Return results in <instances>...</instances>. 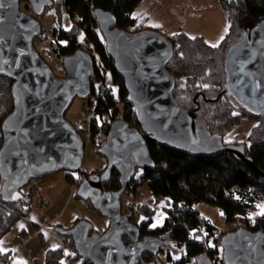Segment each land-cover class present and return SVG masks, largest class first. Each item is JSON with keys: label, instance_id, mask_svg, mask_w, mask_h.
<instances>
[{"label": "water", "instance_id": "obj_1", "mask_svg": "<svg viewBox=\"0 0 264 264\" xmlns=\"http://www.w3.org/2000/svg\"><path fill=\"white\" fill-rule=\"evenodd\" d=\"M25 1L35 15H42L52 3ZM20 2L0 0V75L14 80V109L1 126L0 195L8 203L26 200L22 188L32 179L62 170H82L86 143L65 114L76 97L89 96L94 74L92 57L78 50L63 59L66 76L57 77L34 46L42 25L20 9ZM94 16L115 68L124 78L141 130L124 120L114 121L108 141L100 149L107 167L85 177L76 192L110 221L108 230L102 235L92 233V224L80 220L58 232L71 236L78 255L92 264H164L147 262L142 254L157 255L166 243L154 236L140 239L138 226L122 214V196L136 169L154 168L145 135L159 145L194 157L229 152L243 162L250 159L240 147L225 145L220 136H211L194 112L188 113L176 103L174 80L165 70L173 51L164 35L148 31L130 36L116 27L112 13L96 9ZM224 67V87L214 101L231 95L241 106L262 113L264 23L243 28L241 38L226 52ZM113 170L120 174L121 189L108 191L104 185ZM220 246L223 264H264L261 231H229L221 237ZM197 264L212 262L204 258Z\"/></svg>", "mask_w": 264, "mask_h": 264}, {"label": "trees", "instance_id": "obj_2", "mask_svg": "<svg viewBox=\"0 0 264 264\" xmlns=\"http://www.w3.org/2000/svg\"><path fill=\"white\" fill-rule=\"evenodd\" d=\"M22 1L28 5L25 0ZM143 1L52 0L51 5L44 8L42 15H35L32 8L31 14L24 11L20 2V9L37 20L41 16H46L49 11L55 16L58 27L53 31L52 37L46 38L43 33L40 36L42 40L50 41V47L43 49L44 55L35 47L51 68L46 57H55L63 62L65 57L78 50H84L92 57L94 74L90 79V94L83 99H89L92 105L93 115L89 123L90 139L93 145H100V149L108 141L114 121L124 120L130 127L139 130L141 126L125 87L124 78L116 70L114 60L108 53L94 11L101 9L112 13L116 19V27L130 36L148 31L161 34L160 26L151 25L149 16L137 12ZM218 2L225 11L229 26L220 42L213 47L204 36H190L181 29L165 36L173 51L165 70L174 80L172 95L176 103L186 112H194L211 136H220L225 145L240 147L250 162H243L229 152L207 157L190 156L159 145L145 135L154 168L145 170L137 168L136 175L129 182L124 193L136 195L139 188L145 185L152 204L162 206L165 220L161 226L151 228L156 211L153 205L147 203H138L135 207H131L132 212L126 214L122 211V214L127 215L129 220L138 226L140 239L154 236L166 243L157 255L142 254L147 262L197 264L205 258L212 264H223V248L220 246V240L213 239L215 227L193 207L198 202L218 207L223 213L222 218L226 226L240 223L241 228L264 233V215L257 213V206L264 200L262 174L264 172V111L259 114L254 113L241 106L231 95H223L219 100L214 101L225 83L226 52L241 38L244 27L264 23V0H218ZM63 10L70 19L69 29H65L62 24ZM108 79L111 86L107 85ZM13 83L12 78L0 75V147L3 142L2 122L14 109ZM250 119H256L258 123L250 131L247 140L224 142L225 134L240 122ZM76 131L82 137L81 131L79 129ZM106 167L105 165L104 168ZM100 170L98 168L91 173ZM91 173L84 170L76 174L68 172L67 180L76 187L77 192L81 181ZM1 184L0 177V189ZM104 186L108 191L121 189L120 174L113 170L110 181ZM23 194L26 200L16 203H8L0 195V249H2V238L31 211L32 197L30 194ZM85 202L90 203V201ZM80 220L83 219L75 220L72 226ZM69 228L60 223L52 226V230L62 242L70 246L73 252L66 255L63 247L49 249L45 253V264H65L66 258L69 257L80 258L82 260L80 264H92L90 260L78 255L71 236L61 235L58 232ZM11 262V251L2 249L0 264H11Z\"/></svg>", "mask_w": 264, "mask_h": 264}, {"label": "rangeland", "instance_id": "obj_3", "mask_svg": "<svg viewBox=\"0 0 264 264\" xmlns=\"http://www.w3.org/2000/svg\"><path fill=\"white\" fill-rule=\"evenodd\" d=\"M150 5V12H154V23L162 24V35L169 36L178 30L186 31L190 36H204L207 41L217 45L228 29V20L225 11L220 7L218 0H144ZM24 11L31 14V6L21 2ZM163 6H168L162 11ZM142 7V4L140 5ZM63 27L70 28V19L63 10ZM39 21L44 29L46 38H51L53 31L57 29L54 14L49 11L46 16L39 17ZM51 37H48V35ZM35 47L44 55L43 49L50 47L49 40H42L40 37L34 41ZM52 66L56 76L64 77L66 72L61 60L46 57ZM107 85L111 86L108 79ZM89 99L75 98L68 108L65 118L74 128L81 131L83 140L86 143L85 157L82 170L91 173L95 169H102L107 166V161L100 153V145H93L90 139L89 123L93 115ZM258 121L250 119L240 122L234 129L223 136L226 143L247 140L250 131L256 126ZM105 169V168H104ZM68 171L62 170L43 178L32 179L29 184L22 188V192L30 194L32 197V207L28 216L21 218L12 229L2 238L4 248L13 251V263L25 264H45V253L49 249L63 247L67 253H72L70 246L62 242L55 231L53 224L60 223L69 228L75 220L83 219L89 221L93 230L92 233L104 234L110 225V221L96 211L93 206L76 196V187L68 182ZM76 174V172H70ZM78 176V175H77ZM70 185V186H69ZM71 187L75 189L70 194ZM138 203L152 204L149 191L145 185L139 188L136 195L124 193L122 196V211L130 213L131 207ZM264 205V200L259 203ZM156 213L153 217L151 228L161 226L165 220V212L161 205H153ZM204 217H206L215 227L214 238L221 237L229 232L241 228L240 223L227 225L224 222L221 211L218 207L205 202H198L193 205ZM261 209L258 207L257 213ZM126 213V214H127ZM36 224L41 225V228ZM153 225H156L153 227ZM43 226V228H42ZM214 242V240H213ZM11 251V252H12ZM80 258H66L65 264H80ZM12 263V262H11ZM12 263V264H13Z\"/></svg>", "mask_w": 264, "mask_h": 264}, {"label": "crops", "instance_id": "obj_4", "mask_svg": "<svg viewBox=\"0 0 264 264\" xmlns=\"http://www.w3.org/2000/svg\"><path fill=\"white\" fill-rule=\"evenodd\" d=\"M150 5L148 4V3H146L145 1H143L142 2V7H139L138 9H137V12L138 13H144V14H146L147 16H149V18H150V20H151V22L152 23H154V12L152 13V12H150ZM166 8H169L168 6H163L162 7V11H165V10H167ZM154 26H160L161 28L163 27L162 26V24L161 23H158V22H156V24L154 25ZM184 31V30H183ZM227 31H228V29H227ZM227 31H226V33H227ZM186 32V31H185ZM222 39V38H221ZM209 42V41H208ZM210 43V42H209ZM211 44V43H210ZM213 45V44H212ZM70 186V185H69ZM70 190V194H72L73 193V191H75V189H73L72 187H71V189H69ZM37 225V227L39 228V230H40V228H41V225H39V224H36ZM42 228H43V226H42ZM2 249H3V251H12L11 249H8V248H4V246L2 245ZM11 253H13V251L11 252ZM12 260H14V258L12 257ZM12 263H13V261H12ZM11 263V264H12ZM25 263H27V262H23V263H18V264H25ZM14 264V263H13Z\"/></svg>", "mask_w": 264, "mask_h": 264}, {"label": "snow or ice", "instance_id": "obj_5", "mask_svg": "<svg viewBox=\"0 0 264 264\" xmlns=\"http://www.w3.org/2000/svg\"><path fill=\"white\" fill-rule=\"evenodd\" d=\"M3 5L0 4V7H2ZM225 31H227V29H225ZM81 39H83V37L81 36ZM193 39H195V37H193ZM213 47H215L216 45H212ZM257 87H259V84H257ZM257 207H259L261 209L260 211V215H264V205H258ZM221 215H223V213H221ZM143 219V218H142ZM156 225H153V227H155ZM0 251H2V249H0ZM66 255H69L70 253H65ZM178 259V257H176Z\"/></svg>", "mask_w": 264, "mask_h": 264}, {"label": "built area", "instance_id": "obj_6", "mask_svg": "<svg viewBox=\"0 0 264 264\" xmlns=\"http://www.w3.org/2000/svg\"><path fill=\"white\" fill-rule=\"evenodd\" d=\"M42 33L45 34V31L44 29H42ZM48 37H51V33H50V36L48 35Z\"/></svg>", "mask_w": 264, "mask_h": 264}]
</instances>
